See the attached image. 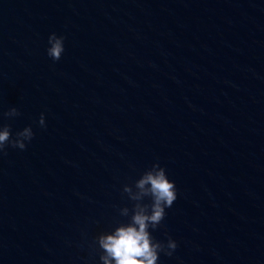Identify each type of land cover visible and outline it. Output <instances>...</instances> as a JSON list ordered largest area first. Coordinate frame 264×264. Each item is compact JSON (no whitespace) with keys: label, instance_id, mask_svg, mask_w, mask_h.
<instances>
[{"label":"water","instance_id":"water-1","mask_svg":"<svg viewBox=\"0 0 264 264\" xmlns=\"http://www.w3.org/2000/svg\"><path fill=\"white\" fill-rule=\"evenodd\" d=\"M2 125L34 138L0 155V264H101L154 164L158 264H264V0H0Z\"/></svg>","mask_w":264,"mask_h":264},{"label":"clouds","instance_id":"clouds-1","mask_svg":"<svg viewBox=\"0 0 264 264\" xmlns=\"http://www.w3.org/2000/svg\"><path fill=\"white\" fill-rule=\"evenodd\" d=\"M64 39L55 33L48 38L50 47L47 55L54 62L59 61L65 51ZM19 115L16 108L3 113L5 118ZM38 124L41 128L46 127L43 113ZM33 138L31 126L16 132L14 136L9 125L0 126V155H6L8 147L25 150ZM134 188L137 191L134 192ZM123 192L133 202V207L131 210L127 207L120 210L121 216L129 217L127 223H118L111 232L102 233L96 238L95 242L104 253L99 257L101 264H158L161 253L171 257L178 247L177 243L171 237L164 243L151 235L165 219L166 209L171 208L177 199L175 183L169 180L166 170L154 164L134 185L124 186Z\"/></svg>","mask_w":264,"mask_h":264}]
</instances>
